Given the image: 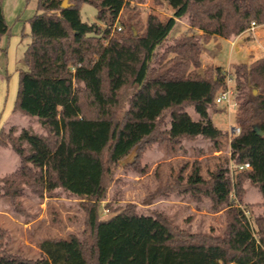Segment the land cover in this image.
Wrapping results in <instances>:
<instances>
[{
	"label": "trees",
	"instance_id": "trees-1",
	"mask_svg": "<svg viewBox=\"0 0 264 264\" xmlns=\"http://www.w3.org/2000/svg\"><path fill=\"white\" fill-rule=\"evenodd\" d=\"M133 1L142 0H69L68 8L64 0H37L13 113L37 118L45 135L1 130L0 149L20 162L0 177V200L22 214L21 199L61 192L80 201L85 231L82 238L41 241L36 260L6 252L0 231V264H264V204L255 215L256 206L245 202L249 186L264 196V135L254 131L264 133L263 59L231 67L241 132L230 139V159L207 178L196 161L186 178L161 189L197 205L209 198L214 210L226 206L223 239L188 234L165 211L144 214L133 204L101 215L112 177L133 151L129 167L144 173L141 160L154 148L199 139L218 146L227 138L212 121L225 110L216 97L227 72L210 65L200 73L203 46L213 38L234 41L252 23L264 26V0H157L172 9L167 20L150 14L141 35L115 28ZM83 4L98 9L100 24L82 20ZM183 21L187 31L170 41ZM10 33L0 0V46ZM231 163L243 167L235 176ZM241 205L251 209L255 227Z\"/></svg>",
	"mask_w": 264,
	"mask_h": 264
},
{
	"label": "rangeland",
	"instance_id": "rangeland-1",
	"mask_svg": "<svg viewBox=\"0 0 264 264\" xmlns=\"http://www.w3.org/2000/svg\"><path fill=\"white\" fill-rule=\"evenodd\" d=\"M36 2L37 0H9L7 4L10 11H13V8L18 9L19 20L8 24L11 29L10 36L3 38L0 46V132L3 128L8 130L16 127L30 128L36 134L45 135L37 118L13 113L19 88V70L23 67V56L31 41L28 21L36 14ZM80 12L84 22L99 23L98 9L93 5L83 4ZM150 14L167 20L172 15V9L157 0H142L140 3L133 1L121 13L114 27L125 31L134 29L141 35L145 32ZM187 29V25L180 22L171 33L170 41L185 33ZM256 33L258 41L248 32L234 41L213 38L203 46L200 73L210 65L223 67L230 73L233 65L261 58L264 54V26H259ZM230 87H235L234 82L230 83ZM224 108L225 110L220 109L212 114L214 125L229 134L218 146L205 139H199L195 142H184L181 148H154L141 160V167L147 165L144 173H137L129 167L136 159L137 151H133L122 161L112 177L107 199L102 203V217H109L111 208L133 204L144 214L165 211L174 225L188 234L223 239L227 233L226 206L214 210L209 198L203 197L197 205L188 195L166 194L161 189L168 181L180 175L186 178L196 161L201 165L202 175L207 178L217 167L225 165L230 159V132L236 127L237 112ZM190 113L195 119L198 118L194 110ZM19 162L14 152L1 149L0 177L14 171ZM229 165L235 176L238 173L236 167L232 163ZM245 202L256 206L251 208H254L255 215H258L259 204H264V196L256 188L249 186ZM21 204L24 213L18 214L8 206L7 201L0 200V231L4 233L3 244L9 254L36 260L41 256L39 245L45 239H67L71 235L82 238L86 219L79 200H69L59 192L56 197L42 201L23 198ZM242 207L255 227L251 209Z\"/></svg>",
	"mask_w": 264,
	"mask_h": 264
},
{
	"label": "built area",
	"instance_id": "built-area-1",
	"mask_svg": "<svg viewBox=\"0 0 264 264\" xmlns=\"http://www.w3.org/2000/svg\"><path fill=\"white\" fill-rule=\"evenodd\" d=\"M259 26L256 23H252V25L250 26V28L247 30V32L252 35L255 36L256 30ZM262 59L264 60V55L262 57ZM233 82L232 80V76L229 72H227V87L225 90L219 92V94L216 97V103L220 106L226 107L227 110H237L238 108V102L236 101L235 98V90L234 88L232 89V87H230V83ZM241 132L240 128L235 127L231 130L230 132V139L233 136L239 135ZM245 168H250V165L246 164ZM243 167H236V170H242Z\"/></svg>",
	"mask_w": 264,
	"mask_h": 264
},
{
	"label": "crops",
	"instance_id": "crops-1",
	"mask_svg": "<svg viewBox=\"0 0 264 264\" xmlns=\"http://www.w3.org/2000/svg\"><path fill=\"white\" fill-rule=\"evenodd\" d=\"M9 0H7L6 2L3 1V9H4V14H5V18H6V21L8 22V24L12 21H15V20H19V18L17 17V14H18V9L17 8H13V11L8 8L7 4H8ZM10 11V12H9ZM184 22V21H183ZM185 23V22H184ZM186 24V23H185ZM249 34V33H248ZM251 36V35H250ZM253 38V37H252ZM255 41H258L257 40V33L255 34L254 38H253ZM238 49V48H237ZM264 55V54H263ZM262 55V57H263ZM261 58H255L252 61L254 60H258V59H262ZM250 63V62H249ZM1 150V149H0Z\"/></svg>",
	"mask_w": 264,
	"mask_h": 264
},
{
	"label": "water",
	"instance_id": "water-1",
	"mask_svg": "<svg viewBox=\"0 0 264 264\" xmlns=\"http://www.w3.org/2000/svg\"><path fill=\"white\" fill-rule=\"evenodd\" d=\"M63 8H68L70 5H69V0H64L63 2ZM254 93H256V91H254ZM254 131L257 133V135L259 136H263L264 133L261 131V129L259 128V126H255L254 127Z\"/></svg>",
	"mask_w": 264,
	"mask_h": 264
}]
</instances>
